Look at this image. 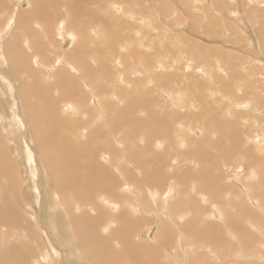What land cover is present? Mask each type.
Here are the masks:
<instances>
[{"label":"rangeland","instance_id":"374dc122","mask_svg":"<svg viewBox=\"0 0 264 264\" xmlns=\"http://www.w3.org/2000/svg\"><path fill=\"white\" fill-rule=\"evenodd\" d=\"M80 1L81 0H77L76 3H79L78 5L82 10L78 12L79 16L75 17L76 15L72 16L67 13V7L72 4V0H0V34L4 32L3 34L6 35L5 31L8 28H5L4 24L8 22V16H11L12 18L8 23V27H15L9 29L8 37L13 29L16 31V34L14 33V39H12V46L14 45L15 48L18 47L23 50L22 54L25 58L28 57V63L30 62L31 64H29V68H34V70L41 72V81L43 78L45 83H51L53 91L52 93L50 92V99L55 107L58 106L60 109L62 105L65 106L69 104V102L63 104L62 100L59 102V99L54 98L57 94L60 95V93L65 92L64 95L68 96L71 93V96L69 95L70 104H74L72 98L77 100V97L80 95L79 91L82 92L84 88L83 92H86V96L89 97V102L87 101V103L91 108L99 110L97 102L100 101L98 98H100L102 94L106 95V103L108 105L113 104L109 108V113L114 112L109 115L112 120L103 118L105 114L101 118L96 117L97 114L95 113L91 115V117L94 116V123L91 124V127L88 128L87 131L86 129L82 130L79 126H71L62 127L61 132L67 134L72 143H75L74 140L77 139L76 141L78 143L83 142L84 146H89L94 141L102 142L103 139H100V134H102L105 139L99 146L103 150H110V145L113 141L115 142L114 147L117 146L118 149H120L121 143L116 142L119 141V137L120 139H129L131 143L126 144L123 142L122 148L125 150V152L123 151V156L120 154L116 155V162L113 164L121 171L122 165L120 164L123 162L118 163L117 160L124 157L123 160L126 165H124L122 169L126 167L128 169L132 168L131 170L129 169V174L133 177V181L130 182L128 180V176L124 171H121V176H118V169L113 168L114 180L110 179V181H108L110 185L105 192L106 199H110L112 196L116 198L119 204L117 210L126 203L133 202L134 200V195H128L126 191L125 193L120 191L119 186L124 184L128 187V182L132 184L139 180L148 179L142 176L148 164L143 161L135 163L132 161V158H125V155H128V153L130 154L131 151L137 148L146 151L145 146L149 142V147H152L151 149L154 151L146 152L150 153V156H155V159H162L164 165L162 172H166L168 176H165L164 180H162L159 185H154L155 183L151 181H143V183H140L142 186L140 190H137V187L133 185L134 194H137L140 201L139 205L135 204L134 207L142 208V205H144V209H142L147 210L144 212L137 211L135 215H139L137 217L144 222L135 229L132 235L128 234L132 236L133 241H135L137 245H146L142 254H138L139 257L138 255L136 257L139 262L137 264H264V261L262 262V260H264V203L260 201L264 198V177L262 178V176H264V147L258 146L256 142L252 140L255 135H259L257 137L264 142V138H262L264 137V127H262L264 123L261 126V122H264V2L260 0L256 1L258 2L256 4L258 8L255 6V10L252 11V4L249 0ZM259 2L261 3L259 4ZM22 3L26 4L22 6ZM43 4H45L47 9L44 12H35V9ZM116 5L122 7L123 10L121 9L122 11H118ZM55 10H57V21L53 23L52 14ZM18 16L19 20L17 21ZM44 17L48 20L46 21ZM77 18L80 21H78ZM68 19L70 20L71 26L68 24ZM73 20H77L78 23L74 22V24H72ZM62 21L64 24H62ZM81 22H83V24ZM118 23L120 26H117ZM73 25L77 28H72ZM77 25L82 26L79 27ZM114 25L117 27L115 28ZM83 26L88 28L82 29ZM208 27L209 29H207ZM78 28H81L83 32L85 29L84 35H87L88 41L86 40V36L84 39L82 38L84 36L82 31L80 33L73 32L78 31ZM104 30L106 31L104 32ZM261 31L263 32L261 33ZM55 32L56 34H54ZM100 32H104V36L103 34L100 36ZM81 34L82 36H80ZM52 35L55 36L53 37ZM63 35H67V37L63 38ZM89 35L94 39L88 38ZM105 35L107 36L105 37ZM117 35H119V37H117ZM50 36L51 38H49ZM71 36L74 38L77 36L81 37L80 40L83 39L85 42L82 40L81 42L80 40L76 41V39H79L77 37L75 41L79 43L75 44L78 48L74 46V42H72V47L74 48H71L70 44H68L70 46L68 47L67 40H70ZM109 38L112 39L109 40ZM120 38H122L120 48L116 49V52L119 54L118 56L116 52H111L107 46L110 42L120 40ZM54 39L58 44L61 42L64 43L60 45L54 44ZM97 40H101V42L98 43ZM36 41L38 42L36 44L39 46L35 44ZM86 41L87 44L85 45ZM91 41H93V43H91ZM40 42H42V44H40ZM28 43H31L30 45L34 44V46L29 47V49ZM3 44L4 40L1 38L0 45H2V48H0V54L7 51ZM133 44L137 45L134 46ZM22 46H25V49H23ZM35 46L36 48H34ZM85 47H87L86 50L90 52L93 48L97 47L99 53L104 57V60L106 59L105 63H103L106 69L108 68L107 66H111L107 70L108 75L103 76L102 79H98L96 82L99 85L98 87L101 92L100 96L96 94L98 93L96 89L92 91L93 95H90L88 84L85 83L87 79L84 81L80 69L74 72L72 69H77L73 67L74 63L73 65H69L67 61L68 56H73L74 53L77 56L78 49H84ZM220 48L223 50L221 51ZM65 49H67L66 53L68 52V56H64ZM70 49L72 52L69 51ZM226 50H228V52ZM31 51L36 55L32 53L33 56ZM218 51L225 54L228 53L229 55L227 54L226 56L221 53L224 56H219L220 53ZM138 53L141 55H138ZM195 54H197L196 56H198L199 59H196L198 57H195ZM54 55L56 57H54ZM77 57H74V59L78 62L81 59ZM202 57L206 58L203 59ZM35 58L36 60L40 59L38 60L39 62H36ZM62 60L64 62H62ZM56 61H58L57 65H65L63 68L66 69V72L74 77V79L78 78L76 79L77 83H72L76 82L72 78L74 81H65L61 86L59 83L60 78H53L54 72L58 67H54L51 71H49L48 68L54 66ZM86 61L89 65V62L93 61L90 66L94 69L100 65L94 58L86 59ZM52 62L54 63L52 64ZM5 65L6 64H4L3 67L6 71L10 70V68H7ZM236 65L237 67H235ZM98 68H100V66ZM98 68L96 69L99 70ZM206 68H210L208 70L212 72V75ZM38 71L37 73L39 74ZM9 74H12L11 70L8 72V76L9 79L14 82L12 83L14 93L16 92V95H18V87H16L18 86L17 80L13 75L11 76ZM137 75L141 76L137 77ZM53 79L54 83L57 80H59V82L57 81L54 85V83H52ZM124 80H127L129 83ZM78 81L82 83L78 84ZM69 83H71V85ZM80 84L84 85V87L82 86L80 90H78ZM58 86L63 89L57 88ZM66 87L70 88L67 89ZM15 88H17V90H15ZM69 90L70 93H67ZM145 93H148L151 98ZM160 93L162 95H160ZM0 94L2 113L13 111L12 109L9 110V107L6 105V94H4L2 90H0ZM142 94L144 95L142 96ZM9 95L11 96V94ZM111 95H113V97ZM35 96L36 95L31 94L27 96V100L31 101L46 98L45 93L38 94L37 97ZM17 99L19 103L18 109L14 110L12 113L15 112L20 115L24 122H29V119L26 117V109L24 105H22L20 94ZM56 100H58V102ZM92 101H95L94 106L91 105L93 104ZM74 106L81 107L79 103L74 104ZM240 106L247 107L240 108ZM118 115L124 117V123L121 128L118 127L117 130L114 131V128L106 126V123L108 121V123L111 124ZM77 117L73 116V118L81 122H85L87 121L85 119H88V117H84V114L83 116L77 115ZM6 118L11 121L10 115H7ZM137 118L140 120L141 124L135 125L133 122ZM129 121L131 122L128 123ZM3 122L6 123L8 121L5 122L3 120ZM3 122H0V125H2ZM5 125L4 129L1 128V132L4 135L6 146H8L9 149H13L16 146L18 149L20 148V150L22 149L25 152L24 145L27 140L24 138L23 140L20 139V141L16 140L14 136L18 134L19 131L11 129L10 123H6ZM26 125L28 126V124ZM216 129L220 130L217 131ZM88 130L99 136L95 135L86 138L85 136ZM153 130L158 131L155 132ZM223 130H226L223 136L219 135ZM143 132H150V135L145 134V136H143ZM141 137L142 139H140ZM144 138H147L146 141L143 140ZM29 142H31L29 144L34 151V159L37 161L38 165H41L39 167L41 168L42 176L40 173H38V175L42 178L38 181V188H40L41 194L44 195L47 191H53V189H50L53 183L49 180V175L45 171L44 163L40 160L36 143L31 140L30 137ZM77 148L79 149L80 146H77ZM16 155L15 157L13 156L14 160H16V166H14L15 168L13 171H18L14 174L15 179L20 183L21 191L27 192L23 195V201L21 200V203H19L20 207H16L18 212L23 216L19 215L18 221L20 223L22 222L21 224L25 226L27 222L24 218H29L34 225V232L32 228L25 229L13 227L10 233L14 239L6 240L7 229L0 221V256L4 254L7 255L6 253H8V251H4L7 247L11 248L13 252L20 251L19 253L27 248L31 249L33 247L35 250L33 252H35L36 255H46V248L41 246L42 241L36 227L38 222L32 211V209L37 208L36 204L31 199L34 191L31 188L29 189L28 181L30 179H24L26 178L24 169L26 166L28 167V164L22 160V157H25L24 153H18ZM261 162L263 163L261 164ZM255 168L256 171L254 170ZM158 174L159 172L157 171L152 177ZM179 176H181L180 179L185 181L180 182ZM238 180L240 183H238ZM245 180L247 181L246 183H244ZM83 181H85V179H83ZM113 181L116 185L114 189L111 184ZM184 182L188 183L185 184ZM169 183L175 185L178 190H175L176 193L173 199L166 205H163L160 194L167 192ZM227 183H229V185H227ZM3 184H5L4 179L1 181L0 187ZM238 184L241 185L237 186ZM259 186H261V189H259ZM100 187L101 184L98 188L92 187L86 190L94 188L96 189V195L100 196ZM156 187L159 188L161 193L153 200L146 191L148 188L155 189ZM243 188L245 189L243 190ZM253 188L255 189L252 190ZM55 190L57 189L55 188ZM8 193L11 194L12 192H6L2 202L0 201V206H6V203H4L6 201H3L6 198V200L10 202L13 200L11 198L12 195H8ZM61 193L64 195V198L69 197L76 203L80 202L74 198V195L71 194L69 190H63ZM145 195L148 203H144V197L142 196ZM201 197L204 198V201ZM90 198H94L93 192H91ZM176 198L179 202L177 203L175 201V207L173 208L178 210L172 213V202ZM255 198H258V202ZM28 200H30V202H28ZM250 200L254 201L256 205L252 204ZM94 201L99 204V207H102L100 206L99 197H96ZM198 204L206 208H209V205L210 207L214 206L219 209L221 208L220 210L223 211L225 219L222 223L215 224L218 228V232L209 230L207 233L211 236L205 238L188 236L186 232H182L184 235L178 233L179 237L177 235V241H174L176 240L174 239L176 231L172 228L173 224H170V231H172L170 235H166L164 232L165 228H163L156 231L155 234L158 233L160 236L159 238H155L157 240L156 242L155 240L148 239L149 237L146 236V234L149 235L152 231L151 229L155 227V223H152L154 219H152L151 214L156 216L157 221H165L170 218H174L178 221L185 219V221L188 220L187 225L192 227L195 224L191 223L192 218L190 217V213H180V210H184L183 207L186 205L185 209L190 212L193 208H198ZM82 207L84 208V205ZM98 208L93 209L92 213L95 214ZM258 208L261 209L258 210ZM26 213L27 215L29 214L32 219L29 216L27 217ZM180 214H184L185 216L180 217ZM206 221L209 222L208 218H205L199 230L207 226L208 223ZM102 223H100L99 226L97 223H94V229L98 232L97 236L103 237L105 235L102 233ZM195 226L198 225L196 224ZM156 229L155 227L154 231ZM45 230L46 229H42L43 232H45ZM159 230L164 232L162 236ZM129 231L126 230L124 232L129 233ZM233 232L237 236L238 241L235 240L234 236L228 235ZM23 234L27 235L26 240H24ZM117 234L108 235V238H114ZM114 247L116 250L119 249L117 245H114ZM57 250L59 255H61L60 259H62L66 247L62 245L57 248ZM8 254L10 255L12 253ZM260 254H262V258H259ZM251 255H254L255 258H251ZM12 259L13 258H10L9 262H11ZM238 260H240L241 263L238 262ZM228 261H230V263H228ZM49 263H51V259L41 264Z\"/></svg>","mask_w":264,"mask_h":264},{"label":"bare ground","instance_id":"6f19581e","mask_svg":"<svg viewBox=\"0 0 264 264\" xmlns=\"http://www.w3.org/2000/svg\"><path fill=\"white\" fill-rule=\"evenodd\" d=\"M81 1H85V0H81ZM86 1H88V0H86ZM220 1H222V0H220ZM249 1L252 4V11L255 10V8L257 7L256 4L258 3L256 1H258V0H249ZM260 1L264 2V0H260ZM76 2H77V0H72V2H71L72 4H70L67 7V9L69 11V12L67 11V13L71 14L72 16L76 15L75 17L79 16L78 12L80 10H82L80 8V6L78 5L79 3L77 4ZM261 2H259V4ZM22 4H23L22 6H24L26 3H22ZM111 6H115V5H111ZM253 6H254V8H253ZM116 7L118 8V11L122 9V7H120V6L116 5ZM46 9L47 8H46L45 4H43V5L39 6V7H37L35 9V12H39V11L44 12ZM55 11L52 14L53 23L57 21V17H56L57 10H55ZM22 12H21V14H22ZM34 15H36V14H34ZM19 16H18L17 21L19 20ZM11 18H12L11 16H8V22L4 24V27L8 28L5 31L6 35L3 34L4 32L0 34V39L3 38V40H4V44L3 45H4V47L7 50L4 53L0 54V90H2L4 92V94H6L5 98L7 100L6 101V105L9 107L8 109L9 110L12 109L13 111L18 109V104L19 103H18V99L17 98H18L19 94L21 95L22 105H24V107L26 109V117L29 119V122H24L21 119L20 115H18L15 112L12 113L13 111L8 112V113L7 112L6 113H2V106L0 105V122H3V120L5 122L8 121L6 123H10L11 124V129H13V130L15 129V130L19 131V133L14 136V138L16 140L20 141V139L23 140V138L25 140H27V142L24 145L25 152L22 149L20 150V148L18 149L16 146L13 149L10 148L11 149L10 150L8 148V146H6V143H5L6 141H4V135L1 132V128L4 129L5 126H6L5 125L6 123L3 122V124L0 125V183H1V181L3 179L5 180V184H3L0 187V201L2 202V199L5 197L6 192H12L11 194L8 193V195L9 194L12 195V197L11 196L10 197L13 199V200H11V202L9 200H6L7 198L5 200H3V201H6V202H4V203H6V206H4V205L0 206V221L3 223V225L7 229L6 240L14 239L12 237L11 233H10V230L13 227L25 228V229L32 228V230L34 228V225L31 223L29 218H27V219L24 218V220L27 222V224L25 226L23 224H21L22 222L20 223L18 221V217L21 214L18 212V209H16V207H18V206L20 207L19 203H21V200L23 201V195H24V193H27V192L21 191L20 183H18L16 181V179H15V175L14 174H16L18 171L17 170L13 171V169L15 168L14 166H16V160H14V157L18 153H21V154L24 153L25 157L21 156L22 160L25 161L28 164V167L26 166L25 169H24V172L26 174V178H24V179H27V178L30 179L28 181L29 189L31 188L34 191L32 193L33 195L31 197V199L34 201V203L36 204L37 208L32 209V211H33V214L35 215L36 220L38 222L36 224V227L38 229V233H39L40 239L42 241L41 242V246L46 248V255H42V254L41 255H36V253L33 252V251H35L33 247L31 249L27 248L24 251H21V253H19L20 251L19 252H13V250L11 248L7 247L4 251L7 250L8 253H12V254L9 255L8 253H6L7 255H5V254L1 255L0 256V264H41L42 262L44 263L45 261H47L49 259H51V263H49V264H137V263H139L138 260L136 259V257H137L138 254H142L143 250H145V248H146V245H143V246H141L142 244L141 245H137L135 243V241H133V238H132L131 235L133 234L135 229L137 227H139L144 222L142 219H139V217H137L139 215H135V214H137V211L144 212V211H147V210H143L144 209L143 208L144 205H142L143 209L139 208V207H134L135 204L139 205L140 201L138 199L137 194L136 195L134 194L133 187L135 186V187H137V190H140V188H142L140 183L141 182L143 183V181H151L152 183H155L154 185H159L162 182V180H164V177L168 176L166 172H162L163 168H164V165L162 163V159L161 158H157L158 159L157 160V159H155V156H150V153H147V152H150V151L151 152L154 151L153 149H151L152 147H149V145H148L149 142L147 143L148 146L147 145L145 146V150L147 152L142 150V149H140V148H137L134 151H131L130 154L129 153H128V155L126 154L127 156L125 155V158H127V157L129 158L130 157V159L132 158V161H134L135 163L138 162V161H143L144 163L148 164L146 166V169L145 170L143 169L144 171H143V175H142L143 177L148 178V179L139 180L136 183H132V184H130L128 182V184H129L128 187H126L124 184H121L119 186L120 191H122L124 193L126 191V194H128V195H134V200H133V202L126 203L123 207H120L117 210L119 204L117 203L116 198H114V196H112L110 199H106L105 198V192L107 190V187L110 185V183L108 181H110V179H113V175H114L113 168H117L113 164V163L116 162V155L120 154L121 156H123V151L125 152V150L122 148L123 147V142L126 143V144H129V143H131L129 141V139L125 140V139H120V137H119L118 138L119 141H116V142L121 143V148L120 149H118L117 146L114 147L115 142L113 141V142H111L110 150H106V149L103 150L99 146L100 143H103L104 139H105L104 135H102V134H100V136H101L100 139H103L102 142L94 141L89 146H84V143L83 142L82 143H78L76 141L77 139L74 140L75 143H72L69 140L67 134L61 132V128L62 127H71V126H75V127L79 126L82 130L86 129V131H87V129L91 127V124L94 123L93 122L94 116L91 117V115H94L95 113L97 114L96 117L101 118L105 114V117H103V118H105V119L108 118L109 120H112L111 116H109V115L113 114L114 112L109 113V108L113 104H109L108 105L106 103V95L105 94L101 95V92H100L99 87H98L99 85L96 83L98 79H102L103 76L108 75L107 74V70L111 66L110 67L107 66L108 68L106 69L105 64H103V63H105L106 59L104 60V57L101 55V53H99V50H98L97 47L93 48L91 52L89 50H86L87 47H85L84 49H78L77 56L80 57L79 59H81L78 62L74 59V57L75 58L77 57L75 55V53L73 54V56L72 55L68 56L67 55L68 52L66 53L67 49H65L64 56L65 55L68 56L67 57V61L69 62V65H73V63H74L73 67L77 68V69L73 68L72 70L74 72H76V70L80 69V71H81L80 73L82 74V75L81 74L80 75L82 77H84V81L87 79V81H85V83L88 84V91H89L90 95L92 96L93 95L92 91L96 89V90H98V93H96V94L98 96L101 95V97L98 98V99H100V101L97 102L99 110L91 108L89 106V104L87 103V101L89 102V97L86 96V92H83L84 89H85L84 88V89H82L83 90L82 92L79 91L80 95L77 97V100L72 98L74 100V101L72 100L74 102V104H78L79 103L80 106H81V107H75L74 104H70L71 101L69 99V95L71 96V93H70V90H69V92L67 91V93H70L68 96L64 95L65 92H62V93H60V95L57 94V96L59 98L57 96L54 97V98L59 99V102H61V100H62L63 104H66V103L69 102V104H66L65 106L62 105V108L59 109L58 106H57L58 107L57 108V107H55L52 104V101L50 99V92L52 93V91H53L51 83H48V84L45 83L43 78H42V81H41V79H40L41 78V76H40L41 72H39L38 70H34V68H29L30 67L29 66L30 62L28 63V61H29L27 59L28 57L25 58L24 55L22 54L23 50H21L18 47L15 48L14 45L12 46V44H13L12 39H14V36H15L14 33L16 34V31H15V29H13V31L10 34V36L8 37L9 29L15 27V26L8 27V23L11 20ZM20 18H22V17H20ZM44 18L46 19V17H44ZM47 20L48 19H46V21ZM77 20H78V18H77ZM77 20L76 21L73 20V22L71 21L72 24H74V22L78 23V21H80V20H78V21ZM69 21L70 20L68 19V24H69V26H71ZM197 22H199V21H197ZM81 23L83 24V22H81ZM119 23H118L117 26H120ZM62 24H64L63 21H62ZM114 24H115V22H114ZM55 26H56V24H55ZM73 26H72V28L76 27L75 25H73ZM77 26H79V25H77ZM81 26L82 25H80L79 27H81ZM117 26L114 25L115 28ZM52 27H51V29H52ZM83 28H88V27H84L83 26L82 29ZM100 29H102V28H100ZM207 29H209V27ZM73 30H76V29H73ZM106 30H108V29H106ZM106 30H104V32ZM81 31H82V34L84 35L85 29H84V32H83V30H81V28L78 31H73V32H76V33L79 32L80 33ZM99 31H101V30H99ZM104 32H102V33L100 32L99 33V34H101L100 36H102V34ZM262 32L263 31H261V33ZM54 34H56V32ZM82 34L80 36H82ZM105 34H108V33H105ZM115 35H116V33H115ZM69 36H70V33H69ZM85 36H86V40H87V35H84L82 38L84 39ZM103 36H104V34H103ZM106 36L107 35H105V37ZM65 37H67V35L64 36L63 38H65ZM77 37H75V38H77ZM91 37L92 36L89 35L88 38H91ZM105 37H102V38H105ZM117 37H119V35H117ZM49 38H51V36ZM75 38L73 36H71L70 40H67V45L70 44L71 48H74V47H72L73 46L72 42H74V46L77 47L76 44H78L79 42L76 43V41L80 40L81 37H78L79 39H76V41H75ZM83 39H81V40L83 42H85ZM91 39H94V38H91ZM111 39L109 38V40H111ZM81 40H80V42H81ZM54 41H55V39H54ZM87 41H86L85 45L87 44ZM121 41H122V38H120V40L110 42L107 47H109L111 52H116V49L120 48ZM130 41H132V40H130ZM100 42H101V40L98 41V43H100ZM128 42H129V40H128ZM36 43H38V42L36 41L35 44ZM63 43L61 42L60 44H63ZM88 43H90V42H88ZM91 43H93V41H91ZM125 43H126V41H125ZM30 44H29L28 48L31 47V46H34V44H32V45H30ZM40 44H42V42H40ZM54 44H58V42L55 41ZM60 44H58V45H60ZM80 45H82V44H80ZM133 45H131V46H133ZM136 45H134V46H136ZM37 46H39V45H37ZM70 46L68 45V47H70ZM87 46H90V45H87ZM0 48H2V45H0ZM34 48H36V46ZM23 49H25V46L23 47ZM102 49H104V48H102ZM220 50L222 51L223 49L220 48ZM69 51L72 52L71 49ZM200 51H201V49H200ZM226 51L228 52V50H226ZM203 52H205V51H203ZM218 52L220 53L219 56H224V55L221 54L223 52H220V51H218ZM32 53H34V52L31 51V54ZM59 54H61V53H59ZM197 54H199V53H197ZM197 54H195V57H198V56H196ZM223 54H225V53H223ZM227 54H225V55L227 56ZM28 55H29V53H28ZM117 55L119 56L118 53H117ZM138 55H141V54L138 53ZM204 55H203V57H204ZM206 55H208V54H206ZM219 56H218V58H219ZM31 57H29V58L32 59ZM54 57H56V56L54 55ZM110 57H112V56H110ZM200 57H201V55H200ZM89 58H92V59L94 58L98 63H100V65H98V67L100 66V68L95 67V69H94L93 67H91L90 65H91V63L93 61L89 62L90 65L88 63H86L88 61V60L86 61V59H89ZM123 58H124V56H123ZM126 58H127V56H126ZM205 58H203V59H205ZM79 59H77V60H79ZM196 59H199V57L196 58ZM35 60H36V58H35ZM38 60H40V59H37L36 62ZM207 61H208V59H207ZM62 62H64V61L62 60ZM127 62H126V64H127ZM53 63L54 62H52V64ZM57 63H58V61H56L54 63V66L48 68V70L51 71V69H54V67H58V68H56V70L54 72V75H53V73H52V75H53V78H55V79H57L58 77L60 78V82H59V80H57V81L62 86L63 82L71 81L72 78L74 79V77H72L68 72H66V69L63 68V66H65V65L60 66V65H57ZM231 63H235V62H231ZM4 64H6L5 66L7 68H10V70H11L12 74H9V75H11V76L13 75L15 77V79L17 80L18 86H16V87H18V90H17V88H15V90H17V94L18 95H16V92L14 93V91H13L14 88H13V85H12V83H14V82H13V80L9 79V76H8V72L10 70L6 71V69L3 67ZM49 64H51V63H49ZM46 65H48V64H46ZM36 67H39V66H36ZM147 67H149V66H147ZM211 67H214V66H211ZM235 67H237V65ZM96 68H98L99 70H97ZM221 68H222V65H221ZM208 69H210V68H208ZM37 71L39 72V74L37 73ZM44 72H46V71H44ZM77 72H79V71H77ZM210 73L212 75V72H210ZM250 73H252V72H250ZM140 76L141 75H139V76L137 75V77H140ZM209 76H210V74H209ZM85 77H89V78H85ZM10 78H13V77H10ZM76 79H78V78H76ZM76 79H74L76 82H72V83H77ZM138 79H140V78H138ZM178 79H179V77H178ZM178 79H177V81H178ZM10 80H11V82H10ZM74 80H72V81H74ZM52 81H53L52 83H54V79ZM57 81H55V83H57ZM79 81H78V84L82 83V82H79ZM124 81H127V80H124ZM55 83H54V85H55ZM69 84L71 85V83H69ZM138 84H140V83H138ZM66 85H68V84H66ZM73 86H74V84H73ZM82 86L84 87V85L80 84V86L78 87L79 88L78 90H80V88ZM252 87H254V86H252ZM57 88L63 89V88H61L59 86ZM66 88L69 89L70 87L69 88L66 87ZM128 88H129V86H128ZM119 90H120V88H119ZM149 92H151V91H149ZM7 93L11 94V96L9 94H7ZM42 93L46 94V98H44V99H36V100H31V101L27 100V96H30L31 94L36 95L35 97H37L38 94H42ZM145 94L147 96H149L148 93H145ZM143 95L144 94H142V96ZM160 95H162V94L160 93ZM111 96L113 97V95H111ZM260 96H261V94H260ZM149 97L151 98V96H149ZM93 98H95V97H93ZM182 98H184V97H182ZM56 101L58 102V100H56ZM92 103L93 104H91V105L94 106L95 105V101L94 102L92 101ZM0 104H1V102H0ZM57 105H59V104H57ZM246 107L247 106H240V108H246ZM107 111H108L109 114L107 113ZM83 114H84V117H88V119H85V120H87L85 122H81L80 120H76V118H73V116H76V117H77V115L78 116H83ZM7 115L11 116V118H10L11 121H9L8 118H6ZM1 116H2V118H1ZM148 119H150V118H148ZM130 122L131 121H129L128 123H130ZM123 123H124V117H120L118 115L112 121L111 124H109L108 121H107L106 126L114 128V131H116L118 127H120V128L122 127ZM261 123H262L261 124V126H262L264 122H261ZM26 124H28V126ZM133 124L137 125V124H141V122L137 118L133 122ZM212 125H214V124H212ZM262 127H264V126H262ZM26 128H27V130H26ZM75 129H77V128H75ZM216 130L219 131L220 129H216ZM153 131L157 132L158 130H153ZM225 131L226 130H223L222 133L219 134V135L223 136ZM97 132H99V131H97ZM166 132H168V131H166ZM82 133H84V132H82ZM82 133H80V134H82ZM191 133H193V132H191ZM145 134L150 135V132H147V133L143 132V136H145ZM95 135H97V134H93L92 131L88 130L87 135L85 137L89 138L90 136H95ZM97 136H99V135H97ZM257 136H259V135H255V137L252 140H254L258 146H263L264 147V144H263L264 142H262V140L259 139V137H257ZM29 137H30L31 140H33L36 143L38 151H39V155H40V160L44 163V168H45V171L49 175V180L53 183V185L55 186V188L57 190H55L54 186L52 185V186H50V189H53V191H47V193L44 194V195L41 194V190H40V188H38V181H39L40 178H42L41 177L42 176L41 168L39 167L41 165H38L37 161L34 159V154H33L34 151H33V148L29 144V143H31V142H29ZM125 137H127V136H125ZM158 137H162V136H158ZM262 138H264V137H262ZM140 139H142V137ZM146 139L144 138L143 140L146 141ZM22 142H24V141H22ZM134 143H136V142H134ZM76 145L80 146V148L78 149ZM163 148H165V147H163ZM169 148H171V147H169ZM186 148H188V147H186ZM167 149H168V147H167ZM171 149H174V148H171ZM145 154H146V157H145ZM16 157H17V155H16ZM123 158L121 157V158H119L117 160L118 163L119 162H123L122 164H120V165H122L120 170L124 171V173L127 174V176H128V180L130 182H132L133 181V177L129 174V172H130V170L132 168H129L130 170L127 167L122 169V167L124 165H126L125 161L123 160ZM257 160H258V158H257ZM262 163L263 162H261V164ZM209 164H211V163H209ZM213 167H214V165H213ZM254 170L256 171V168ZM121 171H119V169H118L119 173L118 174L115 173V174H117L118 176H121V174H120ZM157 171L159 172V174L154 176V177H152V175L157 173ZM206 171H208V170H206ZM38 173H40L41 176H39ZM250 174H253V173H250ZM180 177L181 176H179V179H180ZM263 177L264 176H262V178ZM182 178H183V175H182ZM83 179H85V181H83ZM202 179H203V177H202ZM182 181H185V180L180 179V182H182ZM190 182H192V181H190ZM246 182L247 181L245 180L244 183H246ZM248 182H249V180H248ZM258 182H256V183H258ZM186 183H188V182H186ZM238 183H240L239 180H238ZM100 184H101L100 196L96 195L97 194L96 193V189H94V188L91 189V190H86V189H89V188H92V187L98 188ZM111 184H112L113 189H114L115 186H116L115 182L113 181V182H111ZM227 185H229V183H227ZM239 185H241V184H238L237 186H239ZM191 187H189V188H191ZM255 187H257V186H255ZM249 188H251V187H249ZM244 189L245 188H243V190ZM254 189L255 188H253L252 190H254ZM259 189H261V186H259ZM63 190H69L70 193L74 195V198L76 200L80 201V202L76 203L75 201H72V199H70L69 197L68 198H64V195H62V193H61V191H63ZM175 190L176 191L178 190L175 187V185L169 183L167 192H163L162 194H160L161 192L159 191L158 187H156L155 189L148 188L146 192L149 194V196L153 200L158 196V194H160L161 197H162L163 205H166L168 202H170L173 199V197H174V195L176 193ZM91 192H93V194H94V198L93 199L90 198ZM178 193H179V191H178ZM184 195H185V193H184ZM189 195H190V193H189ZM189 195H187V196H189ZM96 197H99L100 206H102V207H99V204L94 201ZM140 197H141V195H140ZM142 197H144V203H148L146 201V199H147L146 195L142 196ZM254 197H256V196H254ZM190 200H191V198H190ZM202 200L204 201V198H202ZM255 200L257 201L258 198H255ZM175 201L177 203L179 202V200L177 198L173 200V202H172V210H171L172 213L178 210V209L176 210V209L173 208V207H175ZM188 201H189V199H188ZM260 201H262V203H264V198L262 200H260ZM28 202H30V200H28ZM250 202L252 204H255V202L252 201V200H250ZM81 205L82 206L84 205V208ZM185 206L183 207L184 210H180V213H185V214H187V213L189 214L190 213V215H191L190 217L192 218V222L191 223L195 224V225L197 224L198 226H195V225H193L192 227L188 226L187 225L188 224L187 223L188 220L185 221V219L178 221V220H176L174 218H170V219H167L165 221L164 220L163 221H157L156 216L151 214L152 219H154L152 221V223L153 222L155 223V227L157 229L154 231V228H155L154 227L153 229H151L152 231H151V233L149 235L146 234V236L149 237L148 239L155 240V242H156L157 240L155 238L156 237L159 238L160 236H159L158 233L157 234H155V233H156V231L158 229H163V228H165L164 229L165 234L166 235H170V233H172V231H170L171 229L169 227L170 224L171 225L173 224L172 228H174L175 231H176L175 236H174L175 238L173 237L174 239H176L178 233L183 234L182 232H184V233L186 232V234L188 236H192V237L193 236L194 237H204V238L205 237H209L211 235L208 234L207 231L212 230L214 232L215 231L218 232V228L216 227L215 224H218L220 222L222 223L224 221V219H225L223 211L220 210L221 208L219 209V208L214 207V206L210 207V205H209V208H206L205 206L202 207L200 204H198V206H197L198 208H193L190 212H188V210L185 209ZM188 206H190V205H188ZM95 208H98V209H97L96 213L94 214L92 212H93V209H95ZM260 209L261 208H258V210H260ZM113 213H117V214H113ZM247 215H249V214H247ZM26 216L27 217L29 216L31 218V216L29 214L27 215V213H26ZM179 216L183 217L185 215L184 214H180ZM205 218H208L209 222L206 221L208 223L207 226H205L204 228L199 230V227L205 221ZM242 218H245V217H242ZM211 220H213V221H211ZM254 221H256V220H254ZM254 221H253V223H254ZM94 223H97L98 226H99L100 223H102L101 224L102 233L105 236H103V237L102 236H97L98 232H96V230L94 229ZM252 228H253V226H252ZM0 229H1V226H0ZM39 229H40V231H39ZM42 229L43 230L46 229L45 232H43ZM111 229H113V230H111ZM126 230H128V231L130 230L129 233H125L124 231H126ZM56 231H57V233H56ZM26 232H27V230H26ZM33 232H34V230H33ZM152 232H153V234H152ZM164 232L160 231L161 236L163 235ZM228 232H229V230H228ZM55 233H56L58 239L56 238ZM230 233L228 235L234 236L235 240L238 241L237 240V236L235 235V233L234 232L232 234H230ZM114 234H117L114 238H111V239L108 238V235L111 236V235H114ZM128 234H131V235H128ZM240 235H241V233H240ZM23 237L25 238L24 240H26L27 235L23 234ZM178 237H179V235H178ZM113 239H116V240H113ZM174 241H177V239L174 240ZM182 241H183V239H182ZM30 244H28V245H30ZM62 245H64L66 247V250H65L64 255L62 256V259H60L61 255H59L57 248L61 247ZM114 245H117V247H119V249L116 250ZM13 254H19V255H13ZM261 255L262 254L259 255V258H262ZM138 257H139V255H138ZM10 258H13L11 262H9ZM251 258H255V256L251 255ZM243 259H245V258H243ZM260 260H262V259H260ZM263 261L264 260H262V262ZM238 262L241 263L240 260H238ZM228 263H230V261H228Z\"/></svg>","mask_w":264,"mask_h":264}]
</instances>
